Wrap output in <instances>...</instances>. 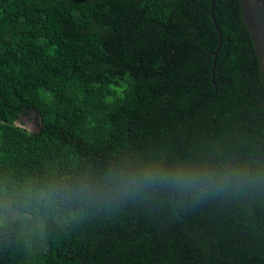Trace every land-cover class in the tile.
<instances>
[{
    "label": "water",
    "instance_id": "obj_1",
    "mask_svg": "<svg viewBox=\"0 0 264 264\" xmlns=\"http://www.w3.org/2000/svg\"><path fill=\"white\" fill-rule=\"evenodd\" d=\"M99 7L104 57L128 69L155 115L130 126L121 161L42 127L93 168L44 185L38 211L56 264H264V0H67ZM0 229V264L18 258Z\"/></svg>",
    "mask_w": 264,
    "mask_h": 264
},
{
    "label": "trees",
    "instance_id": "obj_2",
    "mask_svg": "<svg viewBox=\"0 0 264 264\" xmlns=\"http://www.w3.org/2000/svg\"><path fill=\"white\" fill-rule=\"evenodd\" d=\"M105 15L67 0H0V229L16 230L13 264H56L44 257V185L85 181L93 168L54 137L33 138L16 124L26 114L10 112L35 110L42 127L62 126L109 161L131 147L130 126L155 115L128 69L77 73L104 57L110 32L96 20Z\"/></svg>",
    "mask_w": 264,
    "mask_h": 264
},
{
    "label": "rangeland",
    "instance_id": "obj_3",
    "mask_svg": "<svg viewBox=\"0 0 264 264\" xmlns=\"http://www.w3.org/2000/svg\"><path fill=\"white\" fill-rule=\"evenodd\" d=\"M16 124L27 131H35L34 123L28 115L21 116V118L19 119V121L16 122Z\"/></svg>",
    "mask_w": 264,
    "mask_h": 264
}]
</instances>
